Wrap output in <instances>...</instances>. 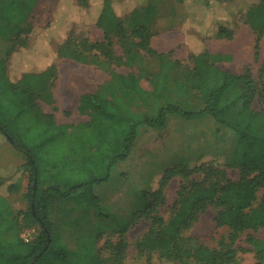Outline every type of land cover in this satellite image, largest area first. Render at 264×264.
<instances>
[{"label": "rangeland", "instance_id": "obj_1", "mask_svg": "<svg viewBox=\"0 0 264 264\" xmlns=\"http://www.w3.org/2000/svg\"><path fill=\"white\" fill-rule=\"evenodd\" d=\"M57 1L0 0V127L5 133L13 136L21 147L28 149L37 170L38 181L45 176L42 171L45 165L58 159L61 162L58 168V180H67L70 183L61 187L65 190L69 189L73 183L77 185L80 180L82 183L86 179L85 175L83 173L75 175L76 170L71 175L69 159L65 158V150H67L65 139L58 138L54 130L45 129L44 127L48 124L46 118L39 117V120L36 116H31L30 107L36 104L40 115L50 116L54 123L61 127L58 131L64 130L67 136H70L71 127L89 122V117L78 111V98L107 85L110 81V73L127 75L132 72L139 76L141 90L149 95L135 94L134 100L128 101V97L118 94L116 89L118 87L113 85L106 92V98L116 101L122 115H125L126 109H129L134 116L141 119L142 117L152 118L157 108L169 100L179 106H192L196 110L201 106L200 98L193 90L185 94L183 87L189 86L184 76L193 66V62L188 60L189 51H197L199 48L197 43L193 44L188 39L187 30L182 28L185 17L183 0H144V3L148 2L151 10L146 27L153 33L152 43L156 49L167 54H159V51L153 47V54L138 51L133 46L137 40L131 39L130 50L136 53L134 58L137 59L134 67L130 69L122 64L123 44H127L118 39L116 34H111V51L114 58L119 59L117 62L107 63L103 57L95 53L96 58L102 61V66L76 64L65 59L58 60L54 50L65 40L67 31L73 26L85 31L91 43L102 41L103 33L93 23V16H95L93 13L84 15L87 12L85 5L81 4L79 8L76 0H60L59 7L55 9ZM93 1L95 4L101 2V0ZM117 1L122 4L127 0ZM258 1L252 0L245 9ZM134 6L137 7L135 4L132 7L131 4L119 6L120 14L118 15L129 14L135 8ZM219 12L221 15L233 11L232 8L224 6ZM124 28L127 30L126 24ZM78 36L81 38V35ZM126 36L129 38V34ZM251 36L247 26L239 22L231 41L207 37L202 40V49L213 55L232 52L229 61L216 64L223 71L233 74H241L245 69L250 71L258 89L252 108L260 112L264 111L262 94L264 33L261 36L262 39L260 38L256 60L252 56ZM169 39L171 41L168 46L166 40ZM52 65L58 67V74L50 89L53 99L50 103L38 100L34 94L19 89L21 77L39 75ZM153 87L156 88L154 92ZM52 92H54V98ZM207 120L213 122L208 115H195L189 119L168 116V126L172 130H158L157 135L160 137L157 140L153 138L145 144L138 158L136 155L140 152L129 158L136 143L135 139L128 156L112 165L109 179L91 188L88 197L94 195L96 202L83 198L84 194H78L69 201H59L60 204L54 206L49 215L52 220L48 250L37 261L34 258L33 262L36 261L35 264H110L113 261V264H181L175 259L157 256L154 246L151 251L148 249L150 235L148 222L141 221L135 228L126 232L122 227L130 214L138 211L140 193L150 190L154 179L165 169L177 164H186L191 168L200 163L201 158L204 157L203 152L200 149L194 152L188 151V145L195 140L188 137L181 140L179 137L185 131H188L186 135L194 133L199 126L208 128ZM178 126L187 127V129L176 130L175 127ZM140 130L142 128L138 130V135L141 134ZM223 130L222 147L217 149L224 155L219 156L223 158L225 164L223 170L228 178L235 179L237 171L231 167V164L234 161L238 141L228 129ZM164 132L166 134L161 136ZM231 135L234 141L230 142L232 147H229ZM0 144V166L8 164V167L11 166L9 172L19 166L23 169V181H25L20 185L23 189L22 195L10 194L8 199L0 198V210L5 212L7 210L12 215L23 218L29 211L30 168L27 158L15 150L1 133ZM137 148H142L141 144H138ZM61 158L64 159L63 163ZM10 173L13 174V172ZM179 183L178 178L168 183L164 190L165 202L157 211L161 219V224H157L158 231L164 238L171 237L170 230L164 228L180 208L179 203L175 204ZM215 212L216 210L212 207L208 208L198 216L197 221L188 230H182L180 233V248L185 251L178 253V257L184 264H199L192 251L199 246L209 251L216 250L217 240L221 236H227L226 230L215 228ZM38 231L40 229L34 225L23 226L19 236L28 238L27 235L30 234L29 239L32 240ZM250 235L256 241V248L253 249L245 240V235L242 236L236 243L235 261L230 264H264V259L259 260L257 257L259 252L264 253V229H259ZM188 251L190 253L187 254ZM118 252L121 255L120 261Z\"/></svg>", "mask_w": 264, "mask_h": 264}, {"label": "trees", "instance_id": "obj_2", "mask_svg": "<svg viewBox=\"0 0 264 264\" xmlns=\"http://www.w3.org/2000/svg\"><path fill=\"white\" fill-rule=\"evenodd\" d=\"M252 2V0H250ZM247 0H183L184 18L182 28L187 30L188 39L197 43L198 50H190L188 60L193 62L192 69L184 76L188 88L183 87L186 94L193 90L200 98L201 106L194 110L192 106H179L170 100L157 108L154 117L139 118L126 109L121 114L120 107L114 100H107L106 92L113 85L118 88V94L127 96L128 101L134 100L135 94H145L139 86V76L134 73L121 75L110 73V81L94 94H84L78 99V111L89 117V122L71 127L70 136L64 130L58 131L53 119L48 115H40L37 105L30 107V115L37 119L46 118L45 129H52L58 138L65 139L67 150L65 158L69 159V171L83 173L82 183L63 190L61 187L70 184L67 180H58V168L61 162L56 159L48 162L45 176L38 181L37 170L33 158L25 147H21L13 136L8 135L0 127V133L11 139L14 149L27 158L30 172L28 175L29 211L23 218L0 210V264H35L37 259L48 250L50 243L49 212L51 204L58 201L72 200L78 194H85L91 188L109 179L113 164L123 160L135 138L140 126L160 129L164 127L166 117L174 115L186 119L195 115H208L214 122L228 129L237 137V150L231 167L238 172V179H229L223 170L222 157H203L199 164L193 167L175 165L165 169L154 179L150 190L141 193V206L131 220L123 225L126 232L139 221L149 223V250L155 248V254L165 258L179 260L180 233L188 230L198 219V216L212 207L216 210L214 224L216 229L227 231V236L217 240V249L209 251L201 246L192 251L199 264H230L235 261L236 243L245 235V240L254 249L257 244L250 233L264 229V111L257 112L252 108L258 95L256 83L251 73L245 69L241 74H233L219 69L216 64L231 59L225 54H210L202 49V40L212 37L215 40L231 41L237 24L247 25L254 34V60L258 58L259 42L264 33V0L250 4ZM61 3V1H60ZM77 6L85 5L87 12L93 13V23L103 33L100 42H89L87 34L77 27L67 31V37L56 46L54 53L58 60H69L76 64L102 66V61L117 62L111 46V34H116L123 44V62L125 67H134L136 53L131 52L129 41L136 50L153 54L149 46L153 33L146 27L151 10L144 0H127L118 3L117 0H101L98 8L94 2L76 0ZM137 5L129 14L120 16L121 5ZM95 5V6H94ZM232 8L231 13H222V7ZM69 9V8H68ZM226 11V10H224ZM219 12V13H218ZM127 25L129 38L126 36ZM81 28V26H79ZM78 32V33H77ZM81 35V38H78ZM195 42V43H194ZM95 53V54H94ZM121 62V60H120ZM57 77L56 66L52 65L39 75H24L19 80V89L34 94L36 99L50 103V89ZM154 85V83H153ZM156 89L153 87V92ZM264 96V88L262 92ZM133 97V98H132ZM185 108V109H184ZM40 117V118H39ZM67 127V126H66ZM74 128V129H73ZM68 133V134H69ZM62 159V158H61ZM64 159H62L63 163ZM180 179L176 193V203H179L177 214L164 228L170 230L171 237L164 238L158 231L157 224L161 219L157 215L158 208L164 200V190L172 179ZM35 188H33V182ZM37 183H45L44 190H38ZM260 195V196H259ZM174 204V205H175ZM39 228L32 240L25 243L19 236L24 227ZM148 238V236H146ZM161 243V246L159 245ZM158 252V253H157ZM151 253V252H149ZM190 253L189 251L186 252ZM186 254V255H187ZM114 257V256H111ZM118 252V260L120 261ZM259 260L264 259V253L259 252ZM36 261L33 262V259ZM121 263V262H120ZM113 264V261L110 263Z\"/></svg>", "mask_w": 264, "mask_h": 264}, {"label": "crops", "instance_id": "obj_3", "mask_svg": "<svg viewBox=\"0 0 264 264\" xmlns=\"http://www.w3.org/2000/svg\"><path fill=\"white\" fill-rule=\"evenodd\" d=\"M89 1L94 2L93 0H88V2ZM247 1L250 2V0H247ZM59 2H60V0L57 1L56 6H55V9L57 7H59ZM96 6L99 8L100 7V4H96ZM55 9H54V12H55ZM247 28L249 29V32L252 35L251 36L252 37V41H253V47L252 48H254V38H255L254 37V34L250 30V28L248 26H247ZM170 41H171L170 39L169 40H166V45L169 46ZM221 41H225V40H221ZM150 47H151V49L153 47L155 50L159 51L158 49L155 48L154 44L152 43V38L150 40ZM170 50H171V48H170ZM252 50H253V55L252 56L254 58V49H252ZM160 52L161 51H159V54H167L165 52H161V53ZM225 55H228V56L231 57L232 56V52H230V53L228 52V54H225ZM232 59L234 60L235 58H232ZM56 72L58 74V67H56ZM96 91H97V88H96V90L94 92H89L87 94H94ZM52 96H53V98L55 97L54 96V92H52ZM168 116H172V115H168ZM168 116L166 117V122H165L164 127L160 128V129H157V128H147L145 126H140L137 129L136 135H135V138H134V140L136 139L135 146L131 150V153L129 154V151H130V149L132 147V144H133V142H132L131 147H130V149H129L127 155H126V157L129 154L128 157L131 158L132 155H135L136 153L142 151V149H144V147H145V144H147L149 141L153 140V138H155L157 140L158 137H160V136L157 135L158 130H161V129L162 130L167 129V131L172 130L168 126ZM200 116H205V115H200ZM212 121H213V119H212ZM206 125L208 126V128L199 126L198 129L194 133L191 132L190 135H188V134L186 135V132H188V131H185V132L181 133L182 136L180 135L179 138H181V140L182 139L184 140L186 137H188V138H191V139H194L195 140V142H192L191 141L190 145H188V149H189L188 151H190V152H194V151L200 149L201 152H203V154H204L203 156L204 157L219 158L220 155L221 156H224L222 153H220L221 150H218V149H221V147H222L221 140H222V136H223V133H224V130H223L224 127L220 126L219 124H217L214 121L213 122H210L209 120H207ZM143 127H145V128H143ZM140 128H142V130H140V133L141 134L138 135L137 133H138V130ZM175 129L176 130H186L187 127L186 128H181V126H178V127H175ZM165 134L166 133L164 132V133L161 134V136L162 135H165ZM233 141H234V138L231 135V141L229 140V142H228L229 143V147L231 146L230 142L233 143ZM138 144H141V147L142 148H137V145ZM197 146H199V148ZM140 154H141V152L138 155H136L137 158L139 157ZM225 163L227 164V162H225ZM228 164H231V163H228ZM7 165L8 164H3V165L0 166V198H5V199H8V197H9L10 194L11 195L17 194L18 196L19 195H22L23 189L20 188V185L23 182H25V181H23L24 180V178H23L24 172H23V169L22 168H19V166L15 167L14 169H12L10 171V172H13V174H11L9 172V167H11V166L8 167ZM177 165L189 166V165H186V164H177ZM47 170H48V168L45 166L42 171H44L46 173ZM229 179H231L233 181L237 180L238 179V172H237V175H236V178L235 179L234 178L233 179L232 178H229ZM95 186H93V188ZM45 188H46V184L43 183V184H40L38 190H44ZM89 193L85 194L86 198H88V200H90V201L93 200V201L96 202V197L94 195H91V197H88L89 196ZM139 198L141 200V193L139 195ZM59 204H60L59 201L58 202H53L51 204V209H50L49 215L51 214L52 209L54 208V206H57ZM140 206H141V204H140ZM135 212H137V211H134L132 214H130V217L128 219H126V222H124L123 224L128 223L131 220V218H132V216H133V214ZM49 220H50V216H49ZM51 220H52V218H51ZM51 220H50V223H51ZM140 222L141 221H139L138 224ZM135 227H136V225H133L130 229L135 228Z\"/></svg>", "mask_w": 264, "mask_h": 264}, {"label": "built area", "instance_id": "obj_4", "mask_svg": "<svg viewBox=\"0 0 264 264\" xmlns=\"http://www.w3.org/2000/svg\"><path fill=\"white\" fill-rule=\"evenodd\" d=\"M31 233H32V232H31ZM20 237H21V236H20ZM27 237H28V238H26V237H21V239H22L25 243H27V242L30 241V239H29L30 234H28ZM28 239H29V240H28Z\"/></svg>", "mask_w": 264, "mask_h": 264}, {"label": "water", "instance_id": "obj_5", "mask_svg": "<svg viewBox=\"0 0 264 264\" xmlns=\"http://www.w3.org/2000/svg\"><path fill=\"white\" fill-rule=\"evenodd\" d=\"M7 138V140L9 141V142H11V139L9 138V137H6ZM35 183H36V181L34 180V182H33V188H35Z\"/></svg>", "mask_w": 264, "mask_h": 264}, {"label": "bare ground", "instance_id": "obj_6", "mask_svg": "<svg viewBox=\"0 0 264 264\" xmlns=\"http://www.w3.org/2000/svg\"><path fill=\"white\" fill-rule=\"evenodd\" d=\"M70 88V87H69ZM68 90V89H67ZM65 93V92H64ZM67 95V94H66Z\"/></svg>", "mask_w": 264, "mask_h": 264}]
</instances>
